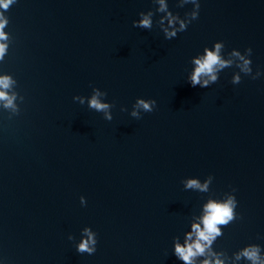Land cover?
<instances>
[{"label": "water", "instance_id": "1", "mask_svg": "<svg viewBox=\"0 0 264 264\" xmlns=\"http://www.w3.org/2000/svg\"><path fill=\"white\" fill-rule=\"evenodd\" d=\"M163 2V12L160 0L0 8V76L12 77L16 97L14 108L0 101V264H185L175 245L203 229L209 201L233 196L234 218L192 264H252L238 258L250 245L264 261V0H199L198 19L172 39L164 29L179 23H168L169 11L195 9ZM140 13L151 29L133 26ZM217 41L232 66L207 88L191 86L193 60ZM248 47L255 80L227 56ZM93 87L111 121L88 107ZM137 98L154 99V110L134 109ZM189 180L208 181L206 190ZM84 227L96 233L92 255L76 250Z\"/></svg>", "mask_w": 264, "mask_h": 264}, {"label": "clouds", "instance_id": "2", "mask_svg": "<svg viewBox=\"0 0 264 264\" xmlns=\"http://www.w3.org/2000/svg\"><path fill=\"white\" fill-rule=\"evenodd\" d=\"M13 2V0H0V8L8 9L9 5ZM185 4H192L194 5V9L191 12L185 13V18H180L179 14H174L171 11H169V16L172 17L168 21L169 24H172L174 21H178L179 28H173L172 31H169L167 28L164 29V37L165 39H172L177 36L178 33L186 31L189 24L192 23V21L198 19L199 17V9H200V3L199 0H184ZM161 8L160 11H164L168 8V5H165L163 0H160ZM139 15L143 16V13H140ZM8 20L0 18V40H6L7 36L3 29L7 25ZM134 27H139L141 29H151L152 28V20L148 16H143L142 19L139 20L137 23L136 21H133ZM6 49L7 45L4 43H0V60L4 58L6 55ZM222 49H225V44L223 41H217L214 42L211 48L205 47L203 49V52L200 54H197L196 58L193 60V63L195 65V69L190 77L189 80H187L191 86L196 87L200 86L201 88H207L211 84H214L218 81V77L215 74L216 71L222 70L227 67H231L232 64L227 59L221 58V51ZM244 55H241V51L237 49H232L230 52L227 53L228 55L236 56L239 60L243 62L242 67L240 70L249 75L253 80L259 78L261 76V71L257 69L255 75H251L253 72V69L251 67L252 65V48L248 47L244 50ZM225 55V54H224ZM202 77H207V79L201 80ZM211 82V83H210ZM13 83L12 77L10 75H3L0 76V101H5V107L6 108H14V100H15V94L9 95L7 89H9L10 85ZM232 84H239L241 83V77L239 75L234 76L231 79ZM93 92L95 93L92 95L90 101H88L87 105L90 109H93L97 112H105L104 119L111 121L112 120V114L107 111L109 109V104L107 103H101L97 97L99 95V92L96 91V87H93ZM104 95L106 96L107 93L105 92ZM74 101H78L81 105L85 103L84 99L80 96H74ZM156 101L154 99H144V98H137L135 103L133 104L134 109H142L143 112H152L156 106ZM112 107H114V104H112ZM121 111H126L125 108H121ZM131 116L134 118L139 119L141 115L137 110H133L131 112ZM213 177L209 175L208 181L212 180ZM205 182L203 186H201L197 180H189L186 184V187H196L201 188V190H206L207 183ZM236 190L233 189V192ZM80 203L81 205H86V199L85 197H80ZM231 205L232 207H230ZM237 207V200L235 196L230 197L227 202L224 201H209L205 205V215L202 219L203 229L201 230L199 225L193 226V231L196 234V238L192 239V233L187 234V238L183 245L177 243L175 245V251L174 255L178 260H182L185 262V264H192V257L195 256L197 253H199L201 256H203L205 252V247L202 245L201 242H205L209 247H211L212 243L215 242V240L220 237L223 233L217 225H223L226 226L233 218V208ZM69 240L73 239V236L69 235ZM96 233L90 228V227H84L82 229L81 233V239L78 245L76 246V250L78 253H87L89 255H92L96 251ZM91 245V246H89ZM195 249V251H193ZM259 247L255 245H250L248 247H245L241 253L238 254V258L241 256L249 261L252 262V264H264V261H261L259 256ZM203 264H222V261L219 259H215L214 261H210L205 259L203 261Z\"/></svg>", "mask_w": 264, "mask_h": 264}]
</instances>
